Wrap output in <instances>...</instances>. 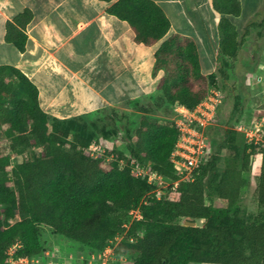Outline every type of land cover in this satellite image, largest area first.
Instances as JSON below:
<instances>
[{"label":"trees","instance_id":"obj_1","mask_svg":"<svg viewBox=\"0 0 264 264\" xmlns=\"http://www.w3.org/2000/svg\"><path fill=\"white\" fill-rule=\"evenodd\" d=\"M96 1L106 5L108 14L128 23L137 43L158 45L154 74L163 73L157 89L169 104L194 109L203 101L216 76L201 73L195 42L173 33L156 3ZM214 4L216 13L224 15L218 24L221 54L233 58L238 34L225 15H239L240 2L214 0ZM263 15L264 8L252 19ZM32 19L33 12L26 8L7 21L4 41L24 52L26 26ZM262 23L251 20L244 35L249 27H262ZM73 121L50 120L39 105L36 85L20 69L0 65V264H9L8 250L16 243L15 260L39 256L43 251L39 225L99 252L124 231L129 211L137 207L142 218L131 223L115 248L118 264H264V209L250 221L237 217L243 173L251 171V155H261L254 195L264 206V148L246 146L238 166L232 157L223 162L221 155L222 150L237 145L238 132L226 128L221 138L211 135L213 149L203 157L193 179L168 188L157 199L150 184L128 168H120L115 159L93 158L87 150L90 139L76 132L70 136L57 125ZM177 138L173 122L142 118L133 145L128 146L130 156L149 162L158 174L175 181L179 175L170 156ZM212 196L225 205L208 204ZM186 218L205 224L178 222Z\"/></svg>","mask_w":264,"mask_h":264},{"label":"crops","instance_id":"obj_2","mask_svg":"<svg viewBox=\"0 0 264 264\" xmlns=\"http://www.w3.org/2000/svg\"><path fill=\"white\" fill-rule=\"evenodd\" d=\"M152 1L173 33L195 42L201 73L218 79V24L224 15L216 13L214 0ZM239 2L240 14L225 17L245 39L248 21L264 0ZM26 8L33 19L20 52L4 41V26ZM105 9L96 0H0V65L20 69L36 85L39 105L48 116L64 120L109 109L132 116V102L162 95L157 89L162 72L154 74L156 46L137 43L128 23ZM261 23L249 29L260 33L264 16L257 22ZM262 79L252 88H264Z\"/></svg>","mask_w":264,"mask_h":264},{"label":"rangeland","instance_id":"obj_3","mask_svg":"<svg viewBox=\"0 0 264 264\" xmlns=\"http://www.w3.org/2000/svg\"><path fill=\"white\" fill-rule=\"evenodd\" d=\"M215 7L216 4H214ZM262 8H264V3ZM252 18L248 22L251 20L259 22L261 17ZM253 29L250 30L248 28V36L245 39L241 35H238L237 42H239V46L236 55L230 58L221 54L220 44L222 40L221 31L218 26L220 38L218 41L216 66L220 68L217 71L220 76L218 79L215 77V80L209 87V90L213 88L219 89L222 95V102L217 108V123L207 131L208 149L205 155L210 153V148L213 149L210 145L211 135L221 138L224 129L231 128L234 130L235 126H240L242 129L241 131H237V145L231 149L221 151V155L224 158L223 162L227 161H225L226 158L232 157L236 160L238 166L242 164L246 146L252 145L264 148L257 144H249L244 135L245 131L249 133L255 132V124L262 125L264 131V122L262 121L264 117V88H252L253 84H256L257 80L260 81L261 77L264 80V60L261 59L264 49V30L258 33ZM157 47L158 45L156 46V50ZM235 100H238L237 110L234 109ZM131 106L134 109L132 116H128V114L122 112L116 113L112 109H109L90 115L74 117L73 123H57V125L58 127L66 128L70 132V136L75 132L83 134L91 140V143L100 145L103 150H111L119 155L123 154V150L129 149L128 146L130 144L133 145L134 135L142 118L163 123L172 122L175 117L173 106L166 101L163 94L159 96L152 95L142 102H132ZM247 152H250V149ZM251 159V171L243 173L242 201L237 214V217L245 221H250L260 210L264 209V206H260L254 195L255 177L257 171H259L258 166L260 168L261 155H251ZM15 162V158H12L11 164L14 165ZM159 191L161 194H165L167 188H160ZM207 203L219 207L225 205L216 196L208 197ZM13 222L14 219L10 220V223ZM178 222L183 225L192 222L194 226H203L205 224L203 220L187 218L180 219ZM139 232L141 234L142 231ZM39 239L43 251L28 264H88L91 256L96 253V250L89 246L54 233L46 225H39ZM14 251L11 255L13 260H15ZM9 264L14 263L10 262Z\"/></svg>","mask_w":264,"mask_h":264},{"label":"built area","instance_id":"obj_4","mask_svg":"<svg viewBox=\"0 0 264 264\" xmlns=\"http://www.w3.org/2000/svg\"><path fill=\"white\" fill-rule=\"evenodd\" d=\"M222 102V95L219 89H210L207 96L194 109H188L183 105L173 106L175 117L172 122L178 131V138L170 156V162L173 164L175 172L179 179L173 181L152 169L151 164L142 163L136 158L130 156L129 149L123 150L121 156L117 157L114 152L107 153L100 145L91 143L88 152L93 158L104 157L106 161L115 159L120 168H128L130 172L141 180L150 184L153 189L152 193L157 199H162L165 194L160 193V188H175L181 181H190L193 179L195 170L201 165L203 157L208 149L207 131L210 127L215 126L218 120L217 108ZM264 122V119H262ZM255 132H244L249 144L261 145L264 147L263 126L254 125ZM242 127L235 126L234 130L241 131ZM143 204L147 199L142 200ZM142 213L140 208L132 209L128 213L127 221L123 224L124 231L117 234L113 241L103 250L96 252L89 259L88 264H118L120 258L115 254V248L123 240L129 226L134 220H140ZM18 247L14 244L8 250L9 263L28 264L33 258H22L13 260L11 255L13 250Z\"/></svg>","mask_w":264,"mask_h":264},{"label":"water","instance_id":"obj_5","mask_svg":"<svg viewBox=\"0 0 264 264\" xmlns=\"http://www.w3.org/2000/svg\"><path fill=\"white\" fill-rule=\"evenodd\" d=\"M187 226H194V224L192 222H188V224H186Z\"/></svg>","mask_w":264,"mask_h":264}]
</instances>
